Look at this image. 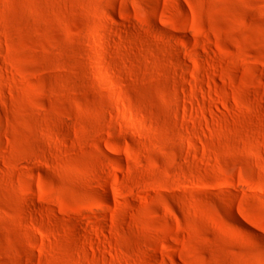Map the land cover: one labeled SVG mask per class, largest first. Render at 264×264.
<instances>
[{"label":"rangeland","instance_id":"374dc122","mask_svg":"<svg viewBox=\"0 0 264 264\" xmlns=\"http://www.w3.org/2000/svg\"><path fill=\"white\" fill-rule=\"evenodd\" d=\"M0 264H264V0H0Z\"/></svg>","mask_w":264,"mask_h":264}]
</instances>
